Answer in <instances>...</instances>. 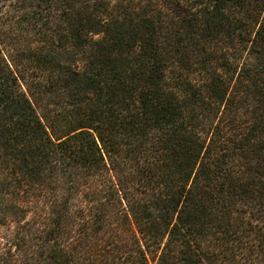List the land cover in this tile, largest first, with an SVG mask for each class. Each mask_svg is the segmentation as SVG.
Masks as SVG:
<instances>
[{"label": "trees", "instance_id": "obj_1", "mask_svg": "<svg viewBox=\"0 0 264 264\" xmlns=\"http://www.w3.org/2000/svg\"><path fill=\"white\" fill-rule=\"evenodd\" d=\"M0 264H264V0H0Z\"/></svg>", "mask_w": 264, "mask_h": 264}]
</instances>
